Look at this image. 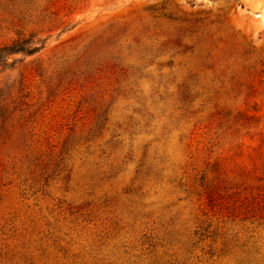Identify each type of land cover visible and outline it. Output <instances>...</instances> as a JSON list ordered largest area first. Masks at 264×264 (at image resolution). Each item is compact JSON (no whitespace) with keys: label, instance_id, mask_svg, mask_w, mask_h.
I'll use <instances>...</instances> for the list:
<instances>
[{"label":"rangeland","instance_id":"obj_1","mask_svg":"<svg viewBox=\"0 0 264 264\" xmlns=\"http://www.w3.org/2000/svg\"><path fill=\"white\" fill-rule=\"evenodd\" d=\"M0 264H264V0H0Z\"/></svg>","mask_w":264,"mask_h":264},{"label":"trees","instance_id":"obj_2","mask_svg":"<svg viewBox=\"0 0 264 264\" xmlns=\"http://www.w3.org/2000/svg\"><path fill=\"white\" fill-rule=\"evenodd\" d=\"M44 44L45 39L35 37V34L28 37H19L11 43L4 44L0 46V65H6L9 57L15 53L32 54L42 49Z\"/></svg>","mask_w":264,"mask_h":264}]
</instances>
